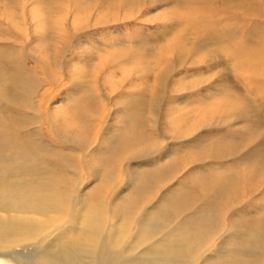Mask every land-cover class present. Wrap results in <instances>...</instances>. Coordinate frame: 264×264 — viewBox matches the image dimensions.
Here are the masks:
<instances>
[{"label": "bare ground", "instance_id": "bare-ground-1", "mask_svg": "<svg viewBox=\"0 0 264 264\" xmlns=\"http://www.w3.org/2000/svg\"><path fill=\"white\" fill-rule=\"evenodd\" d=\"M195 1L199 4L208 1L216 2L217 0ZM257 1L258 0H248V2H252L248 3V6L255 9ZM260 1L263 2V0ZM11 2L14 5L12 8H5L0 5V41H3L0 42V58L2 54H6L8 56V62L11 63L12 61L15 67H23L22 65L27 62L26 58L28 57L24 56V60L20 59L18 53L19 48L23 50L22 44L25 42V39L22 41L16 40L13 34L7 32L5 24L2 21V19H5L2 13L6 10H10L11 12L14 11L20 22L23 20L24 9L20 7L21 0H11ZM217 2L224 8H229V6L235 7L236 5L243 8L244 5H247V2L245 3L243 0H218ZM58 5L59 7L54 6V12H63V4L59 3ZM137 5H133L131 8L141 9V6ZM100 8H102L100 10L103 12L109 11L106 7L101 6ZM176 11L178 14L181 13L176 10V8L169 7L166 8V11L161 15V17H164L172 14V18H174L173 21L171 18V21L163 24L169 25L165 27L170 29L173 27V24L170 23H175L174 29L165 31L166 34L164 33L160 36V31H156L149 39L146 33L142 34V31H137L139 36L136 35V39L139 41V45L145 44L146 47H144L145 49H139L141 54L140 52L134 54V52L131 51L134 55H140L141 59L142 57L149 59V54L156 53V47L162 46L159 51L157 49V54H165L167 58H165V65L159 72V75L149 76L151 84L148 89H146V91L142 90L143 93L141 91L140 95L137 97L132 96L133 98H128L125 111L127 113L132 110L141 111L143 115L145 114L147 117L150 115L151 118L149 119L155 122V118H157L158 114V107L161 101H163V96L166 91L174 92L173 86H169V83L180 78V76L175 79H173V76L171 78V74L173 75V72L176 71L174 70L176 69L175 67L183 65L188 59L194 60L195 64L209 62L211 66L205 70L202 68L201 70H204L202 73L200 72V68L191 72L192 74H190V76L194 78V80L183 83V85L192 88L195 85L199 86L209 81L207 90H203L197 95H190L191 97L184 96L179 100H166L165 104L166 107L173 106L177 108L176 114L185 110L186 106L190 108L189 110L186 109L189 111L187 114L188 117H193V119H195V121L190 122L189 125L185 123V132L183 131V133H181L182 138H190V142H186L182 148V156L180 157L182 162L179 164L178 174L182 170L185 171L187 169L185 166L196 161L204 162L206 158H211L216 161L233 159L228 164H224L229 166H222V169L216 170V174H214L216 178L221 176L222 173L226 174L223 179H227L229 184L225 193L219 194L218 192L222 191L217 190V199L212 201L210 195L214 197L213 186H210V190L212 189L211 194H209V190L202 189L197 193L193 192V194L188 195L186 193L187 191H184L179 184H170V188L161 194L156 204V210L160 209V207L162 208L164 201L169 205L165 206L166 209L162 211V215L155 219L152 217L153 215L151 216L152 209L143 212L140 211L141 207L150 204L153 196H151L152 193L150 196L144 194L134 202L129 201L133 205L127 209V215L131 216L129 219H127V216L122 212L121 222L127 221L123 223L122 229L121 224L116 225L113 220L110 221V216L107 214L104 205L107 203V200L111 201L110 204H108L111 205L112 213L115 217L114 221L116 222L117 217L115 211L122 204L124 206L128 202V197L126 198L123 193L121 194V186L117 187L122 183V171H120L121 168L119 164L116 166L119 169L118 174H115V170L112 169L114 175H112L110 183L111 187L115 186L114 191L110 194H107L108 192L99 191L90 207L84 204L86 199L82 200L80 194H74L65 189L60 190L59 194L52 193L50 182H46V178L44 179L47 175L40 170L41 168L39 165L29 167L28 173L22 175V168L26 160L25 157L21 158L22 154L20 152L25 147L23 144L25 140L20 136L18 131L22 129L20 126L22 125L23 116L19 117L16 106H27V95L35 88V84L31 82L30 85H28L26 76L16 77L11 74L10 79H2L3 74L0 71V138L5 139L7 142H5V144L0 142V156L2 155L0 158V246L4 245V247L0 248V264H53V261L55 264H264V209L263 211H248L247 209H243L241 210L242 214L238 213L233 215L232 222H227L223 217L224 214L234 213L244 207V201L240 199L244 190L248 194L260 195L259 200H263L264 203V102L259 103L257 100L253 104L248 99L250 97H255L252 95V92L255 90L249 87L250 89L248 88L245 90V94L244 90L239 89V87L235 85L238 84V70H242L239 69L241 65L235 61L236 59L231 58L232 53L230 54V52L225 50L221 51L219 49H214L212 53L209 51L210 46L206 41L202 40L199 43H195L196 40L193 38L191 32L187 35L193 40H190L187 35H184L185 39H180L183 47L169 42V39L183 34L180 27H177L180 23H177L179 19L175 17ZM244 13L247 14L246 11H244ZM248 13L251 14L250 12ZM87 14L86 17L92 14L90 9L87 10ZM59 20L60 19L56 16V19H54L50 25L53 32L51 40L53 42H58L60 46L58 47L59 51H53V68L48 70V67H45V64L41 63V66L44 68L41 71L44 73L41 75L40 79L44 81L50 79L52 72L54 73V71H57L59 73L58 68L61 65L60 63L66 58V54L72 48V42L75 40L73 30L69 28L70 26H64L66 17L62 22ZM108 23L110 22L105 21L103 24ZM98 24L100 23H96L94 26ZM23 29H25L24 22ZM67 29V36L64 37L63 30ZM54 35H56V38H54ZM118 37H120L119 34ZM121 39L123 43H126L124 37ZM94 40L98 41L96 39ZM35 41V47H37L38 39L36 38ZM39 41H41L40 45H46L43 39L40 38ZM154 43L157 46H155ZM158 43H160L159 46ZM129 45L128 42L125 46L128 48ZM78 46L79 48L82 47L81 44H78ZM121 46L124 47V45ZM107 50L108 49L104 47L103 51L105 53ZM177 51V55L174 56ZM244 51L246 50L244 49ZM118 52L128 54L130 51L122 50ZM207 52L210 54L206 55ZM122 53H120V55H122ZM210 56L212 57L210 58ZM90 58V60L95 61L92 56ZM76 60L80 62L79 64L76 62L82 70V74L80 75H84V73L91 75V88H89L92 92L95 89L94 78H97L95 71L97 68L96 62L85 64L86 60ZM70 62L74 63V58H71ZM124 62H126V59ZM36 65L35 67H38L37 63ZM86 69L90 70L91 73L87 72L88 70ZM33 70L34 69H32V72ZM140 70L141 69L137 68L135 71L137 73ZM251 71L253 70H248V72ZM254 71H257V69H254ZM22 72L25 73L24 69H22ZM226 74L228 79H223L222 76H226ZM90 77L88 79L89 81ZM256 77L259 78L260 76L256 75ZM124 78L125 77H122L120 80ZM44 81L42 82L44 83ZM211 81H213V83L210 84ZM5 87L10 90L8 94L5 93ZM79 88L81 89L82 87L79 86ZM83 90H86L85 86H83ZM194 97L200 99L191 100ZM220 102L232 103L234 106L233 111L226 106L231 112H227L225 117L213 122H202V125L197 126L200 122L198 115L205 116L206 114H213L217 104ZM73 106H76L74 109L75 114L80 116L81 105L74 104ZM243 106H246V108H242ZM143 107L144 109L140 110V108ZM105 108L106 107L100 103V109L103 112ZM244 109L247 110V112H244ZM248 111L252 113H248ZM107 116L108 114L104 116L102 121H96V124L99 126L104 123ZM228 121H232L230 124L234 122V124L231 125L234 130H229L225 126L226 123H229ZM124 123L126 124V122ZM119 125L122 126V124ZM154 125H156V123H154ZM148 126L149 129H151L153 123L150 125L148 124ZM195 126H197V128ZM210 126H212L210 128L211 130L208 128ZM131 128L132 124H129L127 131H131ZM191 128H194V130L190 133ZM201 128L203 129V133L199 131ZM120 129L124 133V128L120 127ZM99 133L100 128L96 131L97 137ZM152 135L157 136V134L153 132ZM253 142H255L256 145L247 150ZM187 143H191L192 146L189 147ZM195 143L202 149H193ZM27 146H29L32 151L29 143ZM158 146L159 143L155 142L152 143L149 148L150 150L152 148L155 150ZM215 146L216 148H213ZM115 148H118V146ZM211 148H213V150H209ZM206 150H209L208 154H211L213 157L202 156ZM171 152L172 150H163L161 152V157L163 155L164 159H166L170 157L168 154ZM176 153L177 151H175L173 155ZM152 154H154V152L151 151V155ZM123 157L124 156L119 158V161H121ZM146 160H143L142 163H138L136 170L128 174L129 183L132 180V185L135 184L136 188H146L150 185L154 191L157 187L160 188V191L164 190L165 188L163 187H165V185L163 182L177 174H166L158 180L157 176L160 170L157 167L159 166L152 161L153 163H151L150 168V165H148L149 162ZM170 160L173 161L174 157H170ZM173 162H176V160ZM170 165H172V167L176 166L175 164L168 163L166 167ZM193 167H191V169ZM238 167H242L241 170H239ZM198 168L199 167H197V169H189L190 172L187 170L189 173H187L185 177L188 179L190 177L193 178L192 175H199V177L204 178L205 173L202 172V174H200L201 172L199 173V171L201 169L199 168L200 170H198ZM232 168H236V172L233 171L234 173L231 174ZM116 180L121 183L117 184L118 182ZM189 184L192 187V184ZM242 184L244 187L249 186V188H242ZM197 187L198 185L196 189ZM120 194L121 196H119ZM117 197H119L117 199L118 201L115 200ZM172 204L174 208H172ZM193 204H196V206L190 208ZM199 206L200 208L198 210ZM113 207L116 209L114 210ZM196 208L197 211H195ZM176 209L180 210L179 213ZM208 209H210L211 212L212 210L217 211L219 218L207 219L202 213ZM187 211L189 213H186ZM142 213L143 215H141ZM183 213H185L187 219H177L178 215ZM98 215L101 216L98 217ZM174 215L175 217L173 218ZM248 217L252 219L247 221ZM97 218L100 223L97 222ZM161 219H167V221L172 219L174 223H177L176 230L178 227L184 228L185 222L190 221L191 228L187 229L188 232H184L183 234H175L176 230L174 229L173 234L166 235L160 224ZM258 220L260 221L257 222ZM126 225L127 228L125 229L124 227ZM73 231L78 235V243H61L58 257L55 259L53 254H49L48 258L50 262H48V260H46V251L52 248V244L60 241L64 233L72 234ZM61 232H63L62 235L60 234ZM60 256L62 257L59 259ZM167 258H170V260Z\"/></svg>", "mask_w": 264, "mask_h": 264}, {"label": "rangeland", "instance_id": "rangeland-1", "mask_svg": "<svg viewBox=\"0 0 264 264\" xmlns=\"http://www.w3.org/2000/svg\"><path fill=\"white\" fill-rule=\"evenodd\" d=\"M157 1L158 0H21L20 7L24 9V21L22 20L20 22L14 11L11 12L10 10H6L2 13V16L5 17L2 21L5 24L7 32L13 34L18 41L25 39V42L22 44L23 50L19 48V58L23 59L24 56L28 57L26 58L27 62L23 65L21 64L23 67H15L12 61L11 63L8 62V56L2 54L0 58V71L3 74L2 79H10L11 74L16 77L26 76L28 85H30L31 82L35 84V88L27 95V106H16L19 117L23 116L22 125L20 126L22 129L18 131L20 136L25 140L23 142L25 147L20 152L22 154L21 158L25 157L26 160L24 162L25 164L23 163L22 175L28 173L29 167L39 165L41 168L40 170L47 175L44 179L46 178V182H50L52 193L59 194L60 190L65 189L74 194H80L82 200L86 199L84 204L90 207L99 191L108 192L107 194L114 191L115 186L111 187L110 183L111 177L114 175L112 169L115 170V174H118L119 169L116 166L119 164L121 168L120 171H122V183L116 180L118 182L117 184L121 183V185L117 187L121 186V194L123 193L126 198L128 197V202L124 206L122 204L115 211L117 217L116 222L114 221L115 217L112 213L111 205H109L111 201L107 200V203L104 202V205L107 214L110 216V221L113 220L116 225L121 224V229L123 223L127 222H121L122 212L127 216V219H129L131 216L127 215V209L133 206L131 202L138 200L144 194L150 196L152 193L151 196H153L150 204L141 207L140 211L143 212L152 209L151 216L153 215L152 217L155 219L162 215V211L166 209L165 206L169 205L164 201L162 208L160 207V209L156 210V204L161 194L170 188V184H179L184 191H187L186 193L188 195L193 194V192L197 193L202 189L209 190L208 192L211 194L212 189L210 190V186H213L214 197L210 195V199L215 201V199H217V190L222 191L218 192L219 194H224L229 184L227 179H223L226 176L225 173H222L223 176L221 174V176L216 178V176H214V174H216L215 171L222 169V166H229L224 164H228L233 160L224 159L216 161L211 158H206L204 162L196 161L185 166L187 169L184 168L186 170H182L178 174L179 164L182 162L180 158L182 156V148L186 142H190V138H182L181 133L185 130L184 124L187 123V125H189V123L195 121V119L187 115L189 111L186 109L189 110L190 108L184 105L185 110L176 114L177 108L173 106L166 107L165 101L171 99L179 100L184 96L189 97L190 95H197L199 92L207 90L209 81L199 86L195 85L192 88L183 85V83L194 80V78L190 76V74H192L191 72L200 68V72L202 73V71L211 66L209 62L195 64L194 60L188 59L183 65L175 67L176 69L174 70L176 71L173 72V75L171 74V78L172 76L173 79L179 76L180 78L169 83V86H173L174 92L166 91L163 96L164 99L158 107V114L157 118H155V122L149 119L151 118L150 115L147 117V115H143L141 111L132 110L129 113L125 111L128 98L137 97L142 90L146 91V89H148L151 84L149 76L159 75V72L165 65V58H167L165 54H157L162 46L156 47V53H150L149 59L145 57L141 59L140 55H134L138 54L141 49L146 47L145 44L139 45L140 43L136 39V35L139 36L137 31H142V34L146 33L147 37L150 39V36H153L156 31H160V36H162L165 31L174 29L175 23H170L173 24V27L170 29L165 27L169 25H163L171 21L172 14L164 17H161V15L166 11V8H176V10L181 13L178 14L176 11V15H173L179 19L177 23H180V26L177 25V27H180L183 34L169 39V42L183 47L180 39H185L184 35L191 32L193 38L196 40L195 43H199L202 40L206 41L210 46L209 51L212 53L214 49H219L221 51L225 50L230 52V54L232 53L231 58L236 59L235 61L241 65L239 69L242 70H238V84L235 85L238 86L239 89L244 90L245 94V90L249 87L255 90L252 92V95L255 97H250L248 99L253 104L257 100L259 103L264 102V0L263 2L258 0L255 9L248 6V3H252L248 2V0H243L245 3L247 2V5H244L243 8L237 5L235 7L229 6V8H224L217 2L218 0L216 2H201L199 4H197L195 0H160L161 2L158 1V3ZM59 3L63 4L64 11L54 12V6L59 7ZM131 4H138L137 6L140 5L141 9L131 8L133 6ZM0 5L5 8L14 7L11 0H0ZM101 6L106 7L109 11H101ZM88 9H90L92 14L86 17L88 15ZM244 11H246L247 14H245ZM56 16L60 19V22L66 17L64 26H70L69 28L73 30L75 40L72 42V48L67 52L66 58L60 63L61 65L58 68L59 73L57 71H54V73L52 72L50 79L44 81L40 79L41 75L44 73L41 71L44 69L41 63H44L45 67H48V70L53 68V51H59L58 47L60 46L58 42H53L51 40L53 32L50 25L53 20L56 19ZM173 20L174 18H172V21ZM105 21L110 23L103 24ZM23 22L25 29H23ZM96 23L100 24L94 26ZM68 29L63 30L64 37L67 36ZM118 34L120 37H118ZM122 37L126 39V43H123ZM187 37L193 40L188 35ZM36 38L38 39L37 47H35ZM40 38L43 39L46 45H40ZM54 38H56V35H54ZM128 42L130 45L127 48L125 45ZM78 44H81L82 47L79 48ZM159 44L160 43H158V46ZM121 45H124V47ZM154 45L157 46L155 43ZM104 47L108 49L106 53L103 51ZM244 49L246 51H244ZM122 50L130 52L128 54L120 52L122 53V55H120L118 51ZM131 51H133L134 54ZM177 53L178 51L174 56H176ZM209 54L208 52L206 53V55ZM91 56L95 61L90 60ZM211 57L212 56H210V58ZM71 58H74V63L70 62ZM76 59H81L82 61L86 60L85 64L96 62L97 68L95 71L97 78H94L95 89L92 92L90 91L91 75L87 73L80 75L82 74V70L81 67L77 65L80 62H77ZM125 59L126 62H124ZM36 63L38 67H35L37 66ZM137 68L141 70L136 73L135 70ZM202 68L204 70H201ZM22 69H24L25 73L22 72ZM32 69H34L33 72ZM254 69H257V71H254ZM248 70L253 71L248 72ZM87 72L91 73L90 70ZM256 75L260 77L258 78ZM89 77L90 81L88 80ZM122 77L125 78L120 80ZM222 78L228 79L227 74L226 76H222ZM215 79L213 80L216 81ZM42 81H44V83ZM211 83H213V81H211L210 84ZM79 86L82 87V90ZM83 86H85V91L83 90ZM9 91L10 90L5 87V93L8 94ZM197 99L200 98L194 97L191 100ZM100 103L106 107L104 112L100 109ZM74 104L81 105L80 116L75 114L74 109L77 105L73 106ZM226 106L233 111L234 106L232 103L220 102L217 104L215 112L210 114L211 116L206 114L205 117L199 114L198 119L200 122L197 126L202 125V122H213L225 117L227 112H231ZM242 108H246V106ZM143 109L144 107L140 108V110ZM244 112H247V110L244 109ZM249 112L252 113L251 111H248V113ZM107 114L106 121L98 126L96 121H102ZM146 120L149 125L153 123L151 129L157 136L152 135ZM124 122H126V124ZM228 122L229 123H226L225 126L229 130H234L231 126L234 122L231 124L230 122L232 121ZM154 123H156V125H154ZM119 124H122V126ZM129 124H132L131 131H127ZM197 126L195 127L197 128ZM120 127L124 128V133ZM211 127L212 126L208 127L209 130H211ZM98 128H100V133L97 137L96 131ZM193 130L194 128H191L190 133L193 132ZM199 131L202 132L203 129L201 128ZM0 142L5 144L6 140L0 138ZM155 142L159 143V148L157 147L155 150L152 148L150 150V145ZM28 143L32 151L29 146H27ZM254 143L255 142H253V145L251 144L247 150L253 148L254 145H256V143ZM187 145L189 147L192 146L191 143H187ZM116 146L122 149L115 148ZM195 148L202 149L198 147L196 143L193 146V149ZM213 148H216V146ZM213 148L209 150H213ZM166 149L172 150L168 155L174 157L176 162H173L174 160L171 161L170 157L166 159H164L163 155L161 157V152ZM209 150H206L205 153L208 154ZM151 151L154 152V154L151 155ZM175 151H177V153L173 155ZM205 153L202 156H211V154L206 155ZM122 156L124 157L119 161V158ZM143 160L149 162L148 165H150V168L151 163H153L152 161L159 166L157 167L160 170L157 176L158 180L166 174L175 173L177 175L172 176L169 180H165L163 182L165 185L163 188L165 189L161 191L158 187L154 191L150 185L146 188H136L135 184L132 185V180L129 183L128 174L136 170L138 163H142ZM168 163L175 164L176 166L172 167V165H170L166 167ZM191 167H193L192 169H197V167H199L201 169L198 168V170H200L199 173H205L204 178L199 177V175H192L193 178L190 177L187 179L185 175L192 170ZM241 168L238 167L239 170H241ZM187 170L189 172H187ZM231 170V174L234 173L233 171L236 172V168H232ZM189 183L192 184V187ZM197 185L198 187L196 189ZM242 186V188L245 189L249 188V186L244 187L243 184ZM121 194L119 196H121ZM259 196L260 195L248 194L244 190L240 198L241 201H244V207L234 213L224 214L223 217L227 222H232L233 215L238 213L242 214L241 210L243 209H247L248 211H263L264 203L263 200H259ZM118 198L119 197L115 200L118 201ZM173 204L172 208H174ZM194 206H196V204H193L190 208ZM199 208L200 206L198 210ZM115 209L116 208H114V210ZM176 210L179 213L180 210ZM195 211H197V208ZM186 213L189 212L187 211ZM202 214L206 216L207 219L219 218L218 212L215 210L211 212L210 209H208ZM141 215H143V213ZM100 216L101 215H98V217ZM174 217L175 215L173 218ZM177 219L186 220L187 217L185 213H183L178 215ZM250 219L252 218L248 217L247 221H250ZM160 221L162 230L166 235L174 233L177 223H174L172 219L168 221L167 219H161ZM259 221L260 220L257 222ZM97 222L100 223L98 218ZM124 228L126 229L127 225ZM190 228L191 223L187 221L185 222L184 228L178 227L177 230L175 229V234H183L184 232H188L187 229ZM60 234L62 235L63 232ZM77 238L78 235L74 231L72 234L64 233L60 241L52 244V248L46 251V260L50 262L48 258L49 254H53L55 259L58 257L61 243L66 242L75 244L78 243ZM2 247H4V245L0 246V248ZM61 257L62 256H60L59 259ZM167 259L170 260V258ZM53 264H55L54 261Z\"/></svg>", "mask_w": 264, "mask_h": 264}]
</instances>
